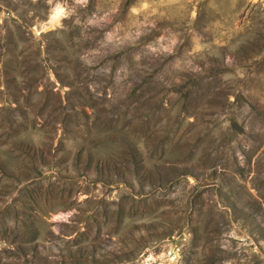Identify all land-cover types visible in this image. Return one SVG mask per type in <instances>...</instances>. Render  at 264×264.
<instances>
[{
    "label": "rangeland",
    "instance_id": "1",
    "mask_svg": "<svg viewBox=\"0 0 264 264\" xmlns=\"http://www.w3.org/2000/svg\"><path fill=\"white\" fill-rule=\"evenodd\" d=\"M0 264H264V0H0Z\"/></svg>",
    "mask_w": 264,
    "mask_h": 264
}]
</instances>
